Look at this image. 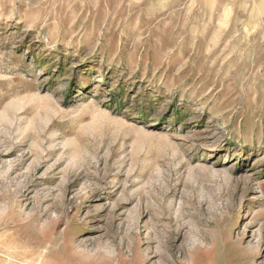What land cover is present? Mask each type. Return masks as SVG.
<instances>
[{"label": "rangeland", "instance_id": "1", "mask_svg": "<svg viewBox=\"0 0 264 264\" xmlns=\"http://www.w3.org/2000/svg\"><path fill=\"white\" fill-rule=\"evenodd\" d=\"M0 264H264V0H0Z\"/></svg>", "mask_w": 264, "mask_h": 264}]
</instances>
